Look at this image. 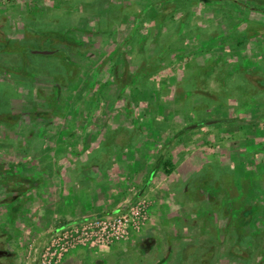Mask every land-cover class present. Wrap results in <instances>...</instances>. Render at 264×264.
<instances>
[{"label":"rangeland","instance_id":"obj_1","mask_svg":"<svg viewBox=\"0 0 264 264\" xmlns=\"http://www.w3.org/2000/svg\"><path fill=\"white\" fill-rule=\"evenodd\" d=\"M26 25L86 48L0 55L5 156L50 188L0 202L13 264H264V0H0Z\"/></svg>","mask_w":264,"mask_h":264},{"label":"flooded vegetation","instance_id":"obj_2","mask_svg":"<svg viewBox=\"0 0 264 264\" xmlns=\"http://www.w3.org/2000/svg\"><path fill=\"white\" fill-rule=\"evenodd\" d=\"M30 26V25H29ZM34 29H49V28H37L30 26ZM66 27V26H64ZM67 27H72L73 26H67ZM52 29H58V28H52ZM92 31V30H89ZM26 34V26H24V32L22 37ZM9 37H7L4 33V30L0 28V55L3 52H10V51H17L20 55L21 62L23 63V70L21 72L23 75L27 74L25 70V62H26V55L33 53V54H43V56H62L60 54H56L58 51L59 47L63 45L62 42H57L54 47L49 48L53 49L54 51L51 53H38V52H32V49L36 48H44V47H30L28 46L26 51V41L24 43H18L16 46L14 45H9L8 40ZM14 39V38H10ZM80 39V38H78ZM82 41V46L86 48L84 45V40L80 39ZM46 48V47H45ZM85 51V50H84ZM83 51V52H84ZM73 53V52H71ZM82 53V52H81ZM74 54H79V53H74ZM70 53L67 55L68 57H65L66 59L69 60L70 58ZM63 57V56H62ZM9 69V68H8ZM21 73V74H22ZM260 78V77H259ZM257 83L263 82V80H255ZM9 91L7 92V95L0 94V124H4L6 126H12L14 122H16L19 119L20 112H16L11 106H10V101H9ZM2 140H0V184L3 187V194L0 196V202H4L7 204H10L12 206H16L15 203H23L25 202L24 196L26 195V192L30 190V188L36 186L37 184H43L44 185V193L42 195L47 194L48 196V179L47 177H44L43 179H36L32 178V176L26 174L23 171V166H25L26 162L19 160V159H14L10 157L7 158L5 155L7 153V149L14 148V144L11 143V139L6 138L3 139V137H0ZM47 167H43L42 170H45L46 175H47ZM43 172V171H42ZM44 173V172H43ZM42 174V173H41ZM46 198V197H45ZM27 201V200H26ZM78 219H72V220H65L62 223H60L56 227H61L62 225H65L72 221H76ZM55 227V228H56ZM65 226L60 228L61 230H64ZM56 231L58 233L61 230ZM8 239L9 235L6 229L3 227L0 228V264H13V259L14 255L16 254V251L11 248L8 244ZM145 245L148 243L147 238L144 239Z\"/></svg>","mask_w":264,"mask_h":264},{"label":"trees","instance_id":"obj_3","mask_svg":"<svg viewBox=\"0 0 264 264\" xmlns=\"http://www.w3.org/2000/svg\"><path fill=\"white\" fill-rule=\"evenodd\" d=\"M71 30H72V27H67V26L63 28H58V29H52V28L34 29L30 27L29 25H26V34L24 35L23 38H14V39L9 38L7 40H8L9 45H14V46H16L18 43H24V41H26V51H28L27 50L28 46L52 48L55 46L57 42H62L63 45L59 47L56 54L62 53L61 55L63 57H68L67 55L71 52L81 53L85 50V48L82 46V41L78 39L77 37H75L73 34H71ZM214 65L215 63L205 66L203 69V74L208 76L212 72V68ZM238 67H239L240 72L243 73L246 71L245 67H242L241 65H239ZM5 69H8V68H5ZM232 119H235V118H232ZM115 131L116 132L114 135L116 136H119L118 135L119 133H122V134L125 133V131L121 128H118ZM122 138L126 139L124 137ZM123 142L120 143L119 141L116 140L115 143L119 144V146H122L124 144L126 145L128 141L125 143ZM241 217H243L244 219L245 215L243 214L241 215ZM82 219L83 218H80L79 220H82Z\"/></svg>","mask_w":264,"mask_h":264},{"label":"water","instance_id":"obj_4","mask_svg":"<svg viewBox=\"0 0 264 264\" xmlns=\"http://www.w3.org/2000/svg\"><path fill=\"white\" fill-rule=\"evenodd\" d=\"M53 51H54L53 49H49V48H36V49H32V52H38V53H51ZM214 121H215L214 119L207 120V122H214ZM152 175H153V170L149 173L147 179L143 182V184L141 185V187L139 188V190L135 194V197H138V196H140L143 193V191L145 190V188L148 186L149 182L152 180ZM127 207H128V203H124L121 206H118V207H115V208H113V209H111L109 211L103 212V214H106V215L107 214H114V213H117V212L121 211L122 209L127 208ZM97 215L98 214H94L92 217H97ZM84 220L85 221L89 220V217H85ZM66 225L67 224L62 225L61 227H56L53 230H50L48 233L51 234L53 232H56L60 228L66 226Z\"/></svg>","mask_w":264,"mask_h":264},{"label":"built area","instance_id":"obj_5","mask_svg":"<svg viewBox=\"0 0 264 264\" xmlns=\"http://www.w3.org/2000/svg\"><path fill=\"white\" fill-rule=\"evenodd\" d=\"M111 220H112V219H111ZM111 220H109V221L107 220V224H104L103 227L108 226V228H109V230H110L111 225L114 224V220H112V221H111ZM125 220H126V218H125ZM110 221H111V222H110ZM118 221H121V217L118 218ZM88 222H89V221H88ZM110 223H111V225H110ZM58 233H59V232H58ZM110 233H111V232H110Z\"/></svg>","mask_w":264,"mask_h":264},{"label":"crops","instance_id":"obj_6","mask_svg":"<svg viewBox=\"0 0 264 264\" xmlns=\"http://www.w3.org/2000/svg\"><path fill=\"white\" fill-rule=\"evenodd\" d=\"M31 154V153H30ZM31 155H35V154H31ZM149 187V186H148ZM148 187H147V189H148Z\"/></svg>","mask_w":264,"mask_h":264}]
</instances>
